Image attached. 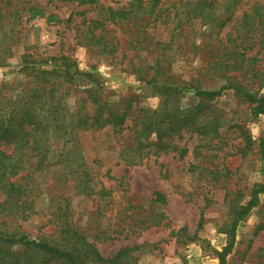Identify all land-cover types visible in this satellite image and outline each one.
Returning a JSON list of instances; mask_svg holds the SVG:
<instances>
[{
    "label": "rangeland",
    "instance_id": "rangeland-1",
    "mask_svg": "<svg viewBox=\"0 0 264 264\" xmlns=\"http://www.w3.org/2000/svg\"><path fill=\"white\" fill-rule=\"evenodd\" d=\"M95 1L96 7L69 0H0V85L4 91L19 92L32 67L52 69L44 60L68 57L81 74L92 76H77L71 87L62 88L68 93L65 104L72 113L84 107V114L92 116L93 108L84 102L90 89L127 113L119 129H72L52 142L55 166L34 175L29 218L8 223L0 218V230L73 251L86 263L93 259V248L103 259L127 250L118 258L121 264H218L217 254L228 243L234 214L248 201L252 189L264 184L257 152L264 116L254 117L241 97L226 91L205 104L206 119L220 121L215 137L182 128L168 135L176 151L154 154V146L138 147L154 142V134L147 140L135 136L146 117L158 116L164 108L178 109L180 115L197 105L193 86L217 90L232 83L264 96V46L260 50L255 32L241 28L242 15L264 0H236L231 7L219 6L222 0H215L211 14L184 21L178 28L155 22L153 16L138 20L136 29L130 26L129 31L107 25L106 39L117 43L113 55L76 45L73 25L85 17L96 18L100 7L104 14L107 8H127L131 0ZM195 1L161 0V18L175 13L181 18L188 10L184 5ZM28 6L39 7L46 16L62 22L71 13L77 15L71 24H47L45 18L27 21L23 8ZM234 52L243 56L225 60ZM222 59L229 64L236 59L242 65L224 70L217 65ZM163 83L178 94L169 97ZM238 127L254 142L245 155L239 152ZM137 147L140 158L131 162ZM80 171L87 175L85 190L76 186L75 174ZM155 193L163 199L154 201ZM16 249L21 248L12 247ZM224 264H264V195L238 224Z\"/></svg>",
    "mask_w": 264,
    "mask_h": 264
},
{
    "label": "trees",
    "instance_id": "trees-1",
    "mask_svg": "<svg viewBox=\"0 0 264 264\" xmlns=\"http://www.w3.org/2000/svg\"><path fill=\"white\" fill-rule=\"evenodd\" d=\"M69 1H76L79 5L95 6L97 4L95 0ZM235 1L222 0L219 6L231 7ZM214 4H217L215 0H197L192 4L184 5L188 10L183 13V17L179 18L175 13L174 16L167 15L163 19L161 10L158 8L161 5V0H149L147 4H144L142 0H131L127 8H107L104 14L101 13L104 8L100 7L96 18L85 17L79 25H73L76 45L97 48L103 54L113 55L116 52L117 43L113 42V39H106L105 27L107 25L129 31L130 26L136 29L138 20L141 19L143 22L145 16L149 20L153 16L155 22L159 20L162 25H173L178 28L184 21L189 22L193 18L211 14L210 8ZM23 11L27 13V21L45 18L47 24L53 22L71 24L77 15L71 13L62 22L53 15L46 16L44 11L36 6H28L23 8ZM241 28L251 29L249 30L251 33L255 32L260 50H263L264 1L262 4L256 5L251 13L242 15ZM231 55H236V59L243 56L234 52L228 54L225 60H229ZM236 59L230 64L222 59L217 65L223 66L224 70H228L229 67L237 69L242 64L237 65ZM48 61L53 68L45 70L42 65L39 68H30L29 80L23 84L19 92L9 94L0 85V218L6 219L7 223L24 221L29 218L30 213L28 212L32 210L33 206L34 190L31 186L33 177L37 173L55 166L51 157L52 142L63 139L72 129L91 130L106 126L119 129L127 118L126 112L115 109L110 103L103 100L101 93L93 89L87 91V98L84 100L93 108L92 116L84 114V107L72 113L65 104V97L68 93L62 88L64 86L71 87L77 76H85L89 79H92V76L81 74L75 68V62L68 57L52 58L44 60L42 63L47 64ZM25 64L28 66V62ZM162 86H165L169 97L178 94V90L173 89L171 85L163 83ZM191 88L199 99L197 105L181 111L180 115L177 114L178 109L164 108L158 116L153 114L151 117H146L142 130L137 132V135L135 134V138L139 140L141 136H145V140H147V137L154 134L155 140L151 143H139L138 147H141L140 145L154 146V154L162 151H176L178 147L174 145L168 135L180 131L182 128L200 135L209 132L213 137L217 136L220 126L219 118L206 119L205 110L208 107L205 104L221 97L226 91H233L234 94L241 97L249 106L254 117L264 116V96H256L239 85L226 83L217 90H201L194 86ZM238 128L242 140L239 152L245 155L253 149L254 142L243 127ZM138 147L134 150L137 156L131 159V162H138V158H140ZM257 152L264 167V135L258 141ZM64 168H66L65 165ZM85 174L83 171L75 174L77 176L76 186L82 190L87 188L83 181L87 176ZM261 195H264V184L255 186L248 201L240 206L234 214L227 231L228 243L217 254L218 264L225 263L226 256L233 249L238 224L244 221L251 210L256 207ZM162 199V195L154 194V201L158 202ZM67 232L74 233L70 230ZM73 235L77 236L76 239L80 238L76 233ZM13 246H19L22 250H12ZM126 251H121L113 259H103L93 248H90L93 259L90 260V263H86L78 259L77 254L73 251L57 248L45 241L32 240L24 235L7 234L0 230V264H51L53 262L55 264H121L118 258Z\"/></svg>",
    "mask_w": 264,
    "mask_h": 264
}]
</instances>
